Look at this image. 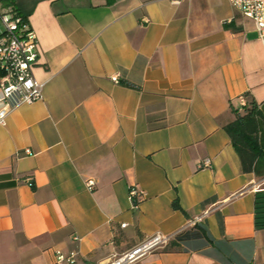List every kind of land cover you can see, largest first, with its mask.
Returning a JSON list of instances; mask_svg holds the SVG:
<instances>
[{
    "label": "crops",
    "instance_id": "1",
    "mask_svg": "<svg viewBox=\"0 0 264 264\" xmlns=\"http://www.w3.org/2000/svg\"><path fill=\"white\" fill-rule=\"evenodd\" d=\"M0 8L35 32L33 73L44 84L41 100L0 125V264H64L58 254L105 264L177 232L187 237L135 264H264L254 224L264 175L241 171L223 129L244 94L260 108L264 150V42L252 20L229 0ZM131 186L145 192L136 205Z\"/></svg>",
    "mask_w": 264,
    "mask_h": 264
},
{
    "label": "built area",
    "instance_id": "2",
    "mask_svg": "<svg viewBox=\"0 0 264 264\" xmlns=\"http://www.w3.org/2000/svg\"><path fill=\"white\" fill-rule=\"evenodd\" d=\"M178 4L182 0H168ZM237 13L252 20L259 40L264 42V0H229ZM0 21L3 29L0 32V125H4L10 113L22 105L32 104L42 99L44 84L38 82L33 73V66L38 58L37 36L23 16L13 10L2 11ZM118 82V78H112ZM242 107L247 106L245 95L239 96ZM30 153L29 150H26ZM210 160L206 159L201 167H209ZM32 178H26L31 186ZM89 190L94 187L93 180L85 183ZM264 190V189H261ZM128 195L135 205L143 198L145 192L131 186ZM172 235L155 233L147 236L128 250L114 254L105 264H135L147 254L166 247ZM74 239H78L74 237ZM58 263L76 264L75 255L58 254Z\"/></svg>",
    "mask_w": 264,
    "mask_h": 264
},
{
    "label": "trees",
    "instance_id": "3",
    "mask_svg": "<svg viewBox=\"0 0 264 264\" xmlns=\"http://www.w3.org/2000/svg\"><path fill=\"white\" fill-rule=\"evenodd\" d=\"M26 19V17L23 16ZM125 85L133 87L132 84L124 82ZM234 119L223 126L229 136L240 161L241 171L244 173H254L257 176L264 175V150L258 142L259 120L262 114L259 106L255 102L249 105L236 108L231 106ZM255 227L264 229V190L255 193ZM172 208L181 210L177 199L172 202ZM178 239H184L186 233L181 232L176 235Z\"/></svg>",
    "mask_w": 264,
    "mask_h": 264
},
{
    "label": "rangeland",
    "instance_id": "4",
    "mask_svg": "<svg viewBox=\"0 0 264 264\" xmlns=\"http://www.w3.org/2000/svg\"><path fill=\"white\" fill-rule=\"evenodd\" d=\"M2 29H3V25H2V23L0 21V30H2Z\"/></svg>",
    "mask_w": 264,
    "mask_h": 264
}]
</instances>
